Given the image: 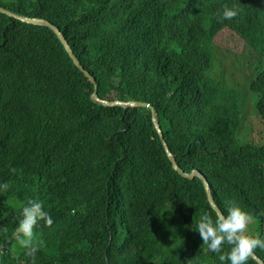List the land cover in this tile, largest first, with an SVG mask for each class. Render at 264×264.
Masks as SVG:
<instances>
[{
  "label": "trees",
  "instance_id": "trees-1",
  "mask_svg": "<svg viewBox=\"0 0 264 264\" xmlns=\"http://www.w3.org/2000/svg\"><path fill=\"white\" fill-rule=\"evenodd\" d=\"M0 6L60 28L102 99L153 106L181 168L200 169L220 209L238 202L256 221L250 232L264 236V0ZM226 29L252 51L233 70L255 71L263 129L253 140L236 84L219 73L231 68L215 44ZM95 91L54 31L0 13V182L10 186L0 194V264H219L193 228L214 216L205 183L173 167L153 110L104 106ZM32 196L53 219L35 230L43 247L34 261L12 236L19 202Z\"/></svg>",
  "mask_w": 264,
  "mask_h": 264
},
{
  "label": "clouds",
  "instance_id": "clouds-1",
  "mask_svg": "<svg viewBox=\"0 0 264 264\" xmlns=\"http://www.w3.org/2000/svg\"><path fill=\"white\" fill-rule=\"evenodd\" d=\"M234 15L231 9L226 8L223 12L225 19H231ZM10 170L16 171L15 168ZM9 187L8 182H0V194ZM10 205L16 209V204ZM18 207L19 219L12 236L17 240L19 248L24 250L23 254L34 261L37 251L43 247V241L37 239L35 230L40 222L52 225L53 219L45 201L38 196L20 201ZM213 211L214 216L207 211L200 215L193 228L199 233L203 245L210 252L218 254L219 264H247L255 249L264 250V236L249 231L253 216L238 202L227 200L224 211Z\"/></svg>",
  "mask_w": 264,
  "mask_h": 264
},
{
  "label": "rangeland",
  "instance_id": "rangeland-1",
  "mask_svg": "<svg viewBox=\"0 0 264 264\" xmlns=\"http://www.w3.org/2000/svg\"><path fill=\"white\" fill-rule=\"evenodd\" d=\"M215 44L218 50L217 54H220L222 58H224L225 63L231 66L229 70H219L220 76L224 73L225 79L229 81L230 85L236 84L234 85V89L238 91V100L241 95L240 102L244 106V112L242 110V117L243 122L245 123V129L249 128L252 131V136L251 138H248V140H253L263 129L262 122L260 120L261 116L258 112V101L260 97L257 93H254L251 90V83L255 71L253 74L251 69L246 67V70H249V73L243 75L242 72H234L233 70V68H241L242 63L249 64L247 57L252 53V51L249 50L246 42L240 36L236 35L229 29L221 32L216 37ZM242 57H244L246 61H244ZM238 86L242 87L239 88L240 91L236 89ZM242 138H244V134L242 135ZM255 222L256 221L251 224V227H253ZM249 231H253V228H249Z\"/></svg>",
  "mask_w": 264,
  "mask_h": 264
},
{
  "label": "water",
  "instance_id": "water-1",
  "mask_svg": "<svg viewBox=\"0 0 264 264\" xmlns=\"http://www.w3.org/2000/svg\"><path fill=\"white\" fill-rule=\"evenodd\" d=\"M0 12L3 14H6L10 17H13L17 20L26 22V23H30L33 25H37V26H43V27H48L50 28L52 31H54V33L58 36L59 40L61 42L64 43V45L66 46L68 52L71 54L72 58L74 59L75 63L77 66H79L92 80L93 83L96 85V91L95 94L93 96L94 100L98 103H100L101 105L104 106H108V107H115V106H120L123 108H151L153 110V120L156 126V129L158 130L159 134H160V139L163 143L164 149L167 153V156L169 158V160L172 162L173 167L176 169V171L182 175L183 177L193 180L195 178H199L202 179L203 182L205 183V187L207 189L208 192V196H209V200L212 204V206L217 210V211H222L220 209V207L218 206V204L215 201L214 198V194H213V189H212V185L210 180L208 179V177L200 171V169L195 168L193 169L192 172L187 173L184 171V169L181 168V166L179 165V163L176 161V158L174 156V154L172 153L166 139L163 133V130L161 128V124L158 118V113L156 111V109L149 105L148 103H143V102H138V101H109V100H105L102 99L99 95V86H98V80L97 78L84 66V64L82 63L81 59L78 57V55L76 54L72 44L70 43V41L67 39V37L65 36V34L63 32H61L60 28H58L57 26H55L51 21H49L48 19H45L43 17H30V16H26V15H21V14H17V13H13L10 10H7L3 7L0 6ZM253 258L259 263V264H264V259L261 258V256L254 250L253 253Z\"/></svg>",
  "mask_w": 264,
  "mask_h": 264
}]
</instances>
